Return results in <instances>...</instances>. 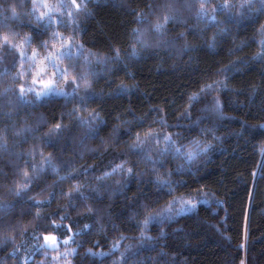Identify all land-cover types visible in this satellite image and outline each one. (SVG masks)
I'll return each mask as SVG.
<instances>
[{"label":"trees","instance_id":"16d2710c","mask_svg":"<svg viewBox=\"0 0 264 264\" xmlns=\"http://www.w3.org/2000/svg\"><path fill=\"white\" fill-rule=\"evenodd\" d=\"M38 1L0 0V264H264V0Z\"/></svg>","mask_w":264,"mask_h":264},{"label":"rangeland","instance_id":"374dc122","mask_svg":"<svg viewBox=\"0 0 264 264\" xmlns=\"http://www.w3.org/2000/svg\"><path fill=\"white\" fill-rule=\"evenodd\" d=\"M51 1V0H49ZM48 0H39L38 6L40 5L41 8H45L44 10L41 9L40 16L42 18H47L51 20L53 18L54 14V8L57 6H53L49 3ZM68 2V0H66ZM70 3H73V0H69ZM56 4H65V0H56ZM76 4H79L78 0H75ZM39 8V7H38ZM53 20V19H52ZM61 42V37L59 36L57 38ZM69 49L68 43L62 42L57 46V48L51 53H45L41 55H35V53L32 54L31 62H29L28 67L32 70L33 74V81L30 83L28 88L33 89L34 93L37 95L38 93H43L46 91L45 85H49L51 87L55 88L54 93L51 94H57V95H63L66 94V87L69 84L70 80L66 78L67 69L65 66L61 65V59L64 57L65 52H67ZM64 53L63 56L60 54ZM34 57V58H33ZM49 57L52 58L54 63L49 62ZM48 96V95H47ZM40 97H43L41 95ZM49 237L55 238V245L58 246L62 243H65L69 240L67 239H60L54 235H48ZM52 241H46L45 244L49 245ZM55 246V247H56Z\"/></svg>","mask_w":264,"mask_h":264},{"label":"snow or ice","instance_id":"6c2138e0","mask_svg":"<svg viewBox=\"0 0 264 264\" xmlns=\"http://www.w3.org/2000/svg\"><path fill=\"white\" fill-rule=\"evenodd\" d=\"M73 6H74L76 9H78V10L81 8V5H80V4H76V3H75V0H73ZM61 7H67V6H66V5H61ZM201 8H203V5H201ZM13 14L15 15V13H13ZM159 27H160V26L157 25V30H159ZM2 39H3V41H4L5 44L8 43V37H7V36H3ZM60 55L63 56L64 53H61ZM33 58H34V57H33ZM48 59H49V62H50V63H54V61L52 60L51 57H49ZM209 87H211V85H209ZM45 88H46V91H44L43 93H38V94H37V97H38V98H39L41 95H43V96H47V95H49L50 93H54V92H55V88H54V87H51V86H49V85H47V84L45 85ZM21 91H23V89H22ZM28 91H33V89L29 88ZM58 127H59V126H58ZM165 139L167 140V139H170V138H169V137H166ZM190 155H192V154L190 153ZM44 239H45L46 241H49V240L52 241V243L49 244V245H47V247H55V246H56V245H55V238H54V237L45 236ZM65 243H66V241H65ZM42 247H43V246H42Z\"/></svg>","mask_w":264,"mask_h":264}]
</instances>
